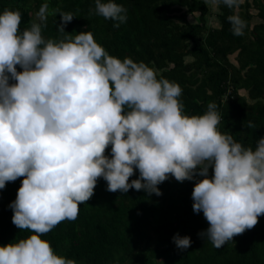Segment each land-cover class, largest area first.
<instances>
[{"label": "clouds", "instance_id": "9594fccd", "mask_svg": "<svg viewBox=\"0 0 264 264\" xmlns=\"http://www.w3.org/2000/svg\"><path fill=\"white\" fill-rule=\"evenodd\" d=\"M223 2L238 8L242 0ZM48 9L42 4L39 20L24 29L19 9L0 12V189L24 177L10 207L13 222L31 230L0 244V264H77L43 234L76 219L100 177L111 191L134 186L157 195L170 175L198 180L194 210L209 221L199 235L216 247L254 227L264 214V136L252 147L222 132L215 102L203 114L186 113L178 82L144 61L110 54L91 30L45 38ZM90 12L116 27L128 19L117 0H95ZM61 13L63 32L76 16ZM228 20L234 34L244 33L242 16ZM137 168L139 178L130 181ZM173 240L182 251L193 243L179 232Z\"/></svg>", "mask_w": 264, "mask_h": 264}, {"label": "trees", "instance_id": "16d2710c", "mask_svg": "<svg viewBox=\"0 0 264 264\" xmlns=\"http://www.w3.org/2000/svg\"><path fill=\"white\" fill-rule=\"evenodd\" d=\"M212 1L220 11L219 27L209 25L211 7L206 0H117L127 8L128 16L119 27L117 21L90 12L95 0H0V12L19 9L24 29L39 20L37 13L46 2L45 38L59 40L68 32L74 36L91 30L110 54L144 61L158 77L178 82L186 113L203 114L209 102H215L222 117L219 129L255 147L264 136V0H244L238 8L223 0ZM252 10L260 19L254 26ZM64 11L76 17L62 32L58 25ZM233 13L247 22L242 35L232 30L228 16ZM233 55L237 64L230 59ZM106 153L111 155V145ZM209 174L214 175V168ZM139 175L137 168L129 180ZM23 179L8 181L0 189L3 245L31 234L13 222L10 207ZM197 182L170 175L158 185L163 194L157 195L134 186L128 192L111 191L108 181L100 177L93 196L81 203L77 218L62 220L43 237L77 264H264V214L254 227L221 247L199 235L209 221L202 210H194L192 192ZM177 232L192 237L190 248L182 251L176 246L173 237Z\"/></svg>", "mask_w": 264, "mask_h": 264}, {"label": "rangeland", "instance_id": "374dc122", "mask_svg": "<svg viewBox=\"0 0 264 264\" xmlns=\"http://www.w3.org/2000/svg\"><path fill=\"white\" fill-rule=\"evenodd\" d=\"M208 5L211 7V16L209 17V25L212 27H219V22L217 19V15L220 13L219 8H218V4L213 2L212 0H206ZM242 2H244V0H242ZM252 13L255 15V18L253 19L252 25L254 26L255 24H258L260 22V19L257 18V11L256 10H252ZM198 15H195V17H197ZM192 22H196V18L194 17H190ZM231 61L234 64H237L236 61V55L231 56ZM241 93L243 95H247L246 91H241Z\"/></svg>", "mask_w": 264, "mask_h": 264}]
</instances>
